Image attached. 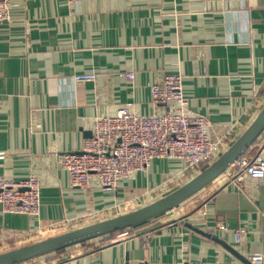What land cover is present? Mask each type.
Segmentation results:
<instances>
[{
  "label": "crops",
  "instance_id": "1",
  "mask_svg": "<svg viewBox=\"0 0 264 264\" xmlns=\"http://www.w3.org/2000/svg\"><path fill=\"white\" fill-rule=\"evenodd\" d=\"M9 1L10 20L0 24V179L35 176L41 210L0 206V253L131 212L194 177L182 160L155 158L115 189L97 180L80 188L59 163L82 149L97 117L122 106L162 114L150 86L165 75L182 76L190 109L227 148L264 105V0ZM84 73L94 80L74 81ZM261 145L264 131L245 153ZM127 231L116 243L114 233L26 264H247L240 256L251 255L264 264V180L222 173Z\"/></svg>",
  "mask_w": 264,
  "mask_h": 264
},
{
  "label": "built area",
  "instance_id": "2",
  "mask_svg": "<svg viewBox=\"0 0 264 264\" xmlns=\"http://www.w3.org/2000/svg\"><path fill=\"white\" fill-rule=\"evenodd\" d=\"M10 8L9 0H0V24L9 22ZM125 76L133 78L131 73ZM94 78L92 73L73 77L75 82ZM150 94L155 104L165 106L162 114L140 115L122 106L114 115L95 118L91 136L84 140L79 152L59 156V163L68 171L73 187L89 188L97 180L103 188L115 189L123 179L146 169L155 158L182 160L188 173L195 176L227 149L223 139L212 138L213 125L207 117L190 109L181 75H165L160 83L150 86ZM224 173H229L236 181L244 178L264 180V145L253 155H241ZM40 188L35 176L21 181L0 179L3 212L38 216ZM127 234V229L116 232L112 242H119ZM243 234V231L237 232V240L242 239ZM248 260L251 264H259L262 256L251 255Z\"/></svg>",
  "mask_w": 264,
  "mask_h": 264
},
{
  "label": "water",
  "instance_id": "3",
  "mask_svg": "<svg viewBox=\"0 0 264 264\" xmlns=\"http://www.w3.org/2000/svg\"><path fill=\"white\" fill-rule=\"evenodd\" d=\"M263 131L264 105L251 124L219 157L183 185L131 212L1 252L0 264H21L95 238L133 228L174 209L224 173L237 158L256 142ZM235 254L238 255V253ZM240 258L247 264H251L249 260L244 259L242 256Z\"/></svg>",
  "mask_w": 264,
  "mask_h": 264
},
{
  "label": "rangeland",
  "instance_id": "4",
  "mask_svg": "<svg viewBox=\"0 0 264 264\" xmlns=\"http://www.w3.org/2000/svg\"><path fill=\"white\" fill-rule=\"evenodd\" d=\"M54 236V235H53Z\"/></svg>",
  "mask_w": 264,
  "mask_h": 264
}]
</instances>
